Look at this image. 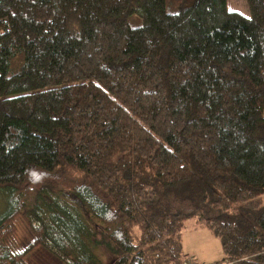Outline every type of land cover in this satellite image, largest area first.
I'll use <instances>...</instances> for the list:
<instances>
[{"label":"trees","instance_id":"obj_1","mask_svg":"<svg viewBox=\"0 0 264 264\" xmlns=\"http://www.w3.org/2000/svg\"><path fill=\"white\" fill-rule=\"evenodd\" d=\"M0 0V264H264V0ZM22 217L34 234L6 241ZM198 262V261H197ZM202 263V262H200Z\"/></svg>","mask_w":264,"mask_h":264},{"label":"rangeland","instance_id":"obj_2","mask_svg":"<svg viewBox=\"0 0 264 264\" xmlns=\"http://www.w3.org/2000/svg\"><path fill=\"white\" fill-rule=\"evenodd\" d=\"M230 9L241 11L249 16L250 10L247 0H227ZM17 194L8 188H0V214L7 208L9 198ZM17 197V196H16ZM15 233L6 241V248L11 253L23 251L33 240L34 234L22 217L15 221ZM183 252L188 260H195L201 264L220 263L223 257L219 240L211 234L203 222L189 219L182 229ZM27 264H63L61 260L49 253L44 247L33 248L25 256Z\"/></svg>","mask_w":264,"mask_h":264},{"label":"built area","instance_id":"obj_3","mask_svg":"<svg viewBox=\"0 0 264 264\" xmlns=\"http://www.w3.org/2000/svg\"><path fill=\"white\" fill-rule=\"evenodd\" d=\"M186 264H201V263L191 259V260H186ZM213 264H224V263H213Z\"/></svg>","mask_w":264,"mask_h":264}]
</instances>
